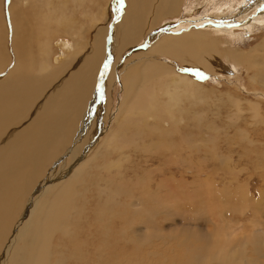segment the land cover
<instances>
[{"label":"bare ground","instance_id":"obj_1","mask_svg":"<svg viewBox=\"0 0 264 264\" xmlns=\"http://www.w3.org/2000/svg\"><path fill=\"white\" fill-rule=\"evenodd\" d=\"M35 1L12 0L5 8L0 0V264H115L118 256L147 242L151 226L166 218L164 200L150 190V176L127 177L126 168L120 171L138 148L143 127L139 118L158 115L159 92L167 93L171 103L199 98L194 80L178 74L176 63L167 66L161 56L208 72L215 70L214 61L222 53L216 41L202 42L193 30L169 33L132 55L123 76L116 77L101 67L104 36L96 38V30L90 44L74 16L84 0H41L47 10L27 11ZM184 3L127 0L113 38L119 44L112 42L111 56L141 42L166 16H178ZM262 3L249 0L242 12ZM256 17L264 21V6ZM87 18L91 23L99 20L92 13ZM56 31L76 36L73 43L58 38L63 56L56 55L54 64L51 38ZM263 56L257 60L251 53L233 54L229 60L254 68V76L264 79ZM167 74L172 78L165 88L160 79ZM116 78L123 96L114 126L108 129ZM179 82H186L187 93L178 90ZM170 112L166 110L167 116ZM172 141L156 143L169 147ZM149 147H142V152ZM216 259L221 264V256Z\"/></svg>","mask_w":264,"mask_h":264},{"label":"rangeland","instance_id":"obj_2","mask_svg":"<svg viewBox=\"0 0 264 264\" xmlns=\"http://www.w3.org/2000/svg\"><path fill=\"white\" fill-rule=\"evenodd\" d=\"M3 1L7 8L12 0ZM92 1L84 0L74 16L78 24H82L85 39H92L96 30V38L104 36L101 67L107 63V72L111 71L116 77L123 76L132 55L143 48L149 49L169 33L179 35L193 30L202 42L216 41L220 54H223L214 61L215 70L208 72L191 68L172 57L161 56L167 66L175 62L173 68L178 74L184 73L194 80L199 98L182 96L179 102L171 103L167 93L159 92L157 110L162 115L158 113L157 118L146 115L149 117L146 121V116L137 117L136 120L139 118L143 123L141 139L136 140L135 156L129 158L130 162L123 161L120 171L126 168L127 177L145 175L148 180L150 176V190L152 193L157 191L164 200L166 218L151 226L153 234L147 242L118 256L115 264H219L218 255L221 264H264V79L254 76V68L229 60L233 54L246 56L251 53L260 59L264 55V21L255 20L264 3L255 7L256 10L248 8L242 12L249 0H185L178 16H166L163 22L146 32L142 41L139 39L141 42L111 56L112 42L114 46L119 44L116 40L114 43L113 38L127 10V0H108L109 4L107 0V4L100 0V9H96L98 0ZM31 4L27 11L48 8L41 0ZM91 13L99 16L98 23L88 20ZM58 28L64 29L62 26ZM162 29L165 32L160 34ZM74 35L76 32L56 31L51 38L54 40L51 62L56 55L63 56L58 38L73 43ZM171 78L172 75L167 74L160 79L165 88L171 84ZM117 79L111 104L114 108L107 117L108 129L114 126L123 96L121 80ZM184 83H177L178 90L184 89L187 93ZM160 88L165 90L162 86ZM166 110L172 116H167ZM172 128L176 131L171 133ZM165 138L173 139L171 146L157 145L156 142ZM135 143L129 146L134 148ZM146 146L149 151L142 152V147Z\"/></svg>","mask_w":264,"mask_h":264},{"label":"snow or ice","instance_id":"obj_3","mask_svg":"<svg viewBox=\"0 0 264 264\" xmlns=\"http://www.w3.org/2000/svg\"><path fill=\"white\" fill-rule=\"evenodd\" d=\"M104 67L107 68V63H105Z\"/></svg>","mask_w":264,"mask_h":264}]
</instances>
